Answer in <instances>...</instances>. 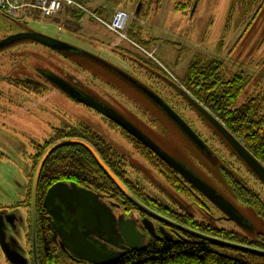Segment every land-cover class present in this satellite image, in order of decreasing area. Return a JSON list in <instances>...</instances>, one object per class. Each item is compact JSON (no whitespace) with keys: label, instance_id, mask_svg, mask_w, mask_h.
<instances>
[{"label":"rangeland","instance_id":"rangeland-1","mask_svg":"<svg viewBox=\"0 0 264 264\" xmlns=\"http://www.w3.org/2000/svg\"><path fill=\"white\" fill-rule=\"evenodd\" d=\"M83 1L96 8V15L104 19L111 18L117 9L130 14L129 31L125 34L131 39L132 34L138 35L146 42V54H153L156 61L149 62L146 55L94 19H75L70 11L44 18L39 10L30 8L15 21L0 14V40L30 29L62 40L136 77L173 106L211 148L218 164L215 159L214 163L207 161L161 111L103 67L82 57L65 56L38 43L22 41L0 50V205L24 198L25 188L27 200V188L39 159L34 158V147L53 137L54 128L81 123L116 151L128 180L160 204L177 208L217 229L252 239L264 238V186L242 166L212 125L163 78L181 80L193 59L216 57L222 61L223 77L229 79L238 72L248 77V85L237 103L258 97L264 109V0ZM177 4L185 7L178 10ZM138 6L139 14L134 19ZM39 70L78 84L128 118L163 151L188 165L223 195L253 225V233L222 218L224 214L198 192L196 200L202 206L187 189L178 191L130 137L98 112L73 101L45 81ZM15 78H29L40 82L43 88L38 94L24 91L14 86ZM242 189L260 199L263 211L248 200L253 198L247 195V199L240 192ZM27 226L17 236L26 252L30 249ZM168 233L177 236L171 230ZM59 262L72 264L65 257H59ZM0 264H7L1 251Z\"/></svg>","mask_w":264,"mask_h":264},{"label":"trees","instance_id":"trees-1","mask_svg":"<svg viewBox=\"0 0 264 264\" xmlns=\"http://www.w3.org/2000/svg\"><path fill=\"white\" fill-rule=\"evenodd\" d=\"M117 1L119 2V0ZM184 7L185 6L182 4H177L176 9L179 10ZM90 9L95 14L98 12L96 8ZM231 9L233 11V6ZM70 12L71 16L75 19L85 16L79 11ZM0 14L3 13L0 12ZM132 36L133 39L139 40L140 43H137L141 46L146 45V42L140 40L138 35L132 34ZM148 61L152 62L151 59H148ZM222 69L223 64L219 60L206 59L199 61L193 59L187 66L182 79L178 80V83L193 99L205 109H208V111L264 165V109L262 107V99L250 97L243 103L238 104V98L248 85V77H246L243 72H238L227 79L222 76ZM13 80H16L14 81L16 82L14 86L22 89L24 88L27 92L38 94L41 92L40 89L43 88L42 84H38L34 81L26 83L18 79ZM122 132L148 154L152 164L161 173L165 174L170 179L169 181L173 182L178 191H184L185 188L191 198L194 201L196 200L197 194L195 192L198 191L193 186L143 144L133 139L123 130ZM218 135L231 150L232 154L242 163V166L264 186L249 167L231 149L225 139L220 134ZM75 137L88 141L96 149L105 164L123 181L130 192L141 202L149 207L155 208L159 212L163 213L165 211L163 206L167 205L160 204L156 200L153 201L140 187L134 185L129 180H124V168L121 159L117 158L116 151L98 133L84 124L80 123L77 126L57 130L53 137L34 147L36 151L34 158L38 159L52 142L59 139ZM215 158V165H217L218 158L216 156ZM58 181L96 186V188L102 192L110 194L112 198L126 201L127 204H129V208H135L101 170L89 151L80 145L59 147L47 158L38 185L41 198H43L47 189ZM240 192L243 193L247 199V195L253 199L257 198L254 193L248 190L242 189ZM253 199L248 200L253 201V203L256 204L254 206L260 211H263L260 199ZM151 202H155V205ZM196 203L199 202L196 200ZM170 209L176 212L175 215H169L172 218L170 220L182 226L225 241L264 250V238L252 239L232 231L217 229L211 225L196 221L188 213L177 211V208L171 207ZM42 214L43 211H41L40 215ZM172 229L176 232L177 236L173 237L172 235L171 241L165 239L163 236H159L158 238L150 237L144 251L128 250L113 264H264V256L215 245L178 231L177 229ZM50 243L51 239L48 235L46 219H38V264H60L59 257L52 251Z\"/></svg>","mask_w":264,"mask_h":264},{"label":"water","instance_id":"water-1","mask_svg":"<svg viewBox=\"0 0 264 264\" xmlns=\"http://www.w3.org/2000/svg\"><path fill=\"white\" fill-rule=\"evenodd\" d=\"M139 6L134 13V19L138 17ZM21 41H33L39 43L51 50L62 53L69 57L85 58L111 72L119 79L125 81L151 101L166 118L171 121L186 139L208 160H213V153L210 151L204 141L198 134L185 122V120L174 111L166 102H164L157 94L147 88L145 85L130 77L128 74L120 69L115 68L108 62L92 55L84 50L74 47L62 40H59L48 35L27 29L25 32L9 35L0 40V50L11 46ZM49 83L54 87L65 93L74 101L93 109L100 113L108 120L115 123L121 129L126 131L138 142L143 144L146 148L158 156L164 163L177 172L183 179H185L191 186H193L201 195H203L211 204L224 214V218L228 221L234 222L237 226L244 229L248 233H253V225L216 189L208 184L198 173L193 171L188 165L173 158L165 151H163L153 140L146 136L138 127L129 122L126 118L118 112L110 108L106 103L100 101L95 96L83 92L80 88L69 83L63 78L53 74L52 72L39 70ZM180 93L188 100V102L218 131V133L225 139L231 149L238 155V157L249 167V169L256 175L262 184H264V165L232 134L230 133L207 109L200 105L187 92L181 88L178 89ZM66 145H80L87 149L93 156L94 160L106 174V176L117 186L125 198H127L135 207L146 213L148 216L155 218L160 223L177 229L178 231L187 233L201 240L210 242L215 245L223 246L238 251H243L259 256H264V250L232 243L216 237L205 235L203 233L194 231L188 227L182 226L170 219L149 209L141 203L134 195L127 189L121 180L112 172V170L105 164L96 149L87 141L79 138L61 139L50 144L39 158L32 179L31 185V251L33 256V264H38L37 261V238H36V219H35V202L36 190L40 177L41 170L47 158L56 149ZM73 189H69L66 184L62 182L55 183L46 192L44 197V207H50V216L54 217L56 222L65 223V219H61L62 206L57 202L66 200L67 204L77 205L79 208L78 218L72 219L69 223V229L66 230L63 226L58 227V233L63 242L67 243L74 255L80 260L88 264H113L118 261L122 252L107 251L105 245L100 244L99 240L92 239L89 234H98L101 228L107 233L109 239L106 243L114 244L112 236L116 233L115 224H119L123 242L130 250L144 251L146 243L144 242V235L140 234L135 226L126 222H117L109 208L99 205L98 195L92 191L85 190L80 187L72 185ZM120 220V219H119ZM145 230L154 238H158L154 232V227L149 219L142 221ZM161 235L171 241L172 236L165 232L164 228H160ZM99 237V236H98ZM115 245V244H114ZM0 248L5 258L11 264H25L26 260L14 250L10 249L4 241L2 227L0 223Z\"/></svg>","mask_w":264,"mask_h":264},{"label":"flooded vegetation","instance_id":"flooded-vegetation-1","mask_svg":"<svg viewBox=\"0 0 264 264\" xmlns=\"http://www.w3.org/2000/svg\"><path fill=\"white\" fill-rule=\"evenodd\" d=\"M26 29L21 30L16 32L17 33H22L25 32ZM14 35V34H11ZM5 38V37H4ZM208 59H215V60H219L216 57H210ZM222 62V61H221ZM93 63V62H92ZM95 64V63H94ZM97 65V64H96ZM105 69V68H104ZM108 71V70H107ZM109 72V71H108ZM124 72V71H123ZM111 73V72H110ZM126 74H128L127 72H125ZM40 76V73H38ZM112 74V73H111ZM113 75V74H112ZM130 77L134 78L135 80L138 81V79L130 74H128ZM115 76V75H114ZM42 77V76H41ZM116 77V76H115ZM43 78V77H42ZM118 78V77H117ZM165 79V81H167L170 85V87L172 89H174L177 92V95H179L181 98L185 99L186 101H188L178 90L179 88H181L183 91L186 92V90L179 84L176 82H173L171 80H169L166 77H163ZM18 80H21L23 82H31L33 80L29 79V78H23V79H19V78H15ZM119 79V78H118ZM121 80V79H120ZM123 81V80H122ZM37 82V81H34ZM124 83H126L125 81H123ZM140 82V81H139ZM38 84H41L40 82H37ZM142 83V82H140ZM127 85H129L128 83H126ZM143 84V83H142ZM145 85V84H143ZM130 87H132L131 85H129ZM147 88H149L151 91H153L155 94H157L164 102H166L174 111H176L173 106L168 103L163 97H161L157 92H155L151 87L145 85ZM76 87L80 88L83 92L91 94L90 91H86L85 89H83L82 87L78 86V84L76 85ZM133 88V87H132ZM134 89V88H133ZM24 91H26V89L23 88ZM136 90V89H135ZM137 91V90H136ZM138 92V91H137ZM139 93V92H138ZM141 94V93H140ZM92 95V94H91ZM142 95V94H141ZM143 96V95H142ZM144 97V96H143ZM146 98V97H145ZM147 99V98H146ZM148 100V99H147ZM149 101V100H148ZM76 102V101H75ZM152 105H154L151 101H149ZM189 103V102H188ZM107 104V103H106ZM110 108H112L113 110H115L116 112H118L116 109H114L113 107H111L109 104H107ZM155 106V105H154ZM156 107V106H155ZM157 108V107H156ZM158 109V108H157ZM159 110V109H158ZM160 111V110H159ZM119 113V112H118ZM162 113V112H161ZM120 115H122L121 113H119ZM99 115H101L99 113ZM102 117H104L103 115H101ZM124 118H126L124 115H122ZM105 118V117H104ZM107 119V118H105ZM129 122H131L128 118H126ZM108 120V119H107ZM110 123H112L113 125H115L118 129H120L121 131L123 129H121L119 126H117L115 123H113L112 121L108 120ZM132 123V122H131ZM133 124V123H132ZM134 125V124H133ZM136 126V125H135ZM137 127V126H136ZM65 127L61 128V127H57L54 128L57 130L60 129H64ZM214 128V127H213ZM215 129V128H214ZM216 130V129H215ZM124 131V130H123ZM217 131V130H216ZM126 132V131H124ZM196 132V131H195ZM127 133V132H126ZM218 133V131H217ZM128 134V133H127ZM219 134V133H218ZM129 135V134H128ZM131 136V135H129ZM199 136V135H198ZM132 137V136H131ZM200 137V136H199ZM76 138V137H75ZM133 138V137H132ZM201 138V137H200ZM64 139H68V138H64ZM81 139V138H79ZM134 139V138H133ZM202 139V138H201ZM61 140V139H59ZM152 140V139H151ZM203 140V139H202ZM58 141V140H56ZM86 141V140H85ZM204 141V140H203ZM55 142V141H54ZM88 142V141H87ZM53 143V142H52ZM51 143V144H52ZM204 143L207 145V143L204 141ZM208 146V145H207ZM208 148L210 149V151L213 153L214 159L215 158V154L214 152L211 150V148L208 146ZM44 152V151H43ZM42 155V154H41ZM40 155V157H41ZM51 155V154H50ZM203 156V155H202ZM39 157V158H40ZM204 157V156H203ZM205 158V157H204ZM206 159V158H205ZM39 160V159H38ZM209 162H213V160H208ZM38 162V161H37ZM122 162V161H121ZM37 165V163H36ZM36 165L34 167V171L36 168ZM43 169V168H42ZM33 171V174H34ZM42 172V170H41ZM113 172V171H112ZM41 176V173H40ZM32 179H33V175L30 181V185L27 188V200H26V188L24 191V198H22L21 200L17 201L16 203H10V204H3L0 205V223H1V227H2V233L4 235V241L7 243V245L9 246L10 249L14 250L16 253L20 254L25 260V264H33V256H32V251H31V185H32ZM40 180V177H39ZM121 180V179H120ZM124 180L128 181V178L124 175ZM58 182H62L64 184H66V186L69 189H73L72 185H75L76 187H80L83 188L85 190H89L92 191L93 193L98 195V201L100 202V206L103 205L104 207L109 208L113 219H116L117 222H130L132 223L136 230L140 233L144 235V242L147 243V239L152 237L151 235H149V233L145 230L144 226H143V219H149L152 222V225L154 227V232L156 234V236H161L160 233V228L163 227L164 230L168 233V230H171L173 232H175L171 227L166 226L162 223H160L159 221L155 220V218L148 216L146 213H144L143 211L139 210L137 207L135 208H129V204H127L126 201L121 200V199H114L111 197L110 194L104 193L101 190L97 189L96 186L93 185H80L74 182H65V181H58ZM56 182V183H58ZM121 182L123 183V181L121 180ZM55 184V183H54ZM52 184V185H54ZM124 184V183H123ZM38 185H39V181H38ZM38 185H37V190H36V202H35V219H36V238H37V229H38V219H46V227L48 228V235L50 236L51 239V243H50V247L52 248V251L55 252V254L57 255V257H65L66 259L69 260L70 263L72 264H88L87 262L80 260L76 255H74L71 251L70 246L63 242L62 238L60 237L59 233H58V227L63 226L66 230H68L69 227V223L72 219H76L78 218L79 215V208L77 207V205H70L67 204L66 200H62L63 201V205L62 202H57L60 206H62V211H61V219H65V223H60V222H56L54 219V217L50 216V207H44L43 202H44V197L41 198L40 194H39V189H38ZM51 185V186H52ZM125 185V184H124ZM50 186V187H51ZM126 186V185H125ZM49 187V188H50ZM48 188V189H49ZM47 189V190H48ZM128 189V188H127ZM129 190V189H128ZM130 191V190H129ZM47 192V191H46ZM45 192V194H46ZM135 197V196H134ZM150 197V196H149ZM137 198V197H136ZM151 198V197H150ZM138 199V198H137ZM139 200V199H138ZM153 201H155V199L152 198ZM129 201V200H128ZM140 201V200H139ZM141 202V201H140ZM131 203V202H130ZM143 203V202H141ZM155 205V202H151ZM144 204V203H143ZM145 205V204H144ZM147 206V205H145ZM149 209H151L152 211L156 212L157 214L163 216L166 219H172L170 216L175 215L176 212H173L170 205L167 206H163V208H165V211L159 212L158 210H156L155 208L149 207L147 206ZM173 208V207H172ZM28 211V213H26V211H24V213L22 212V210ZM41 211H43V214H41ZM168 213V214H167ZM170 215V216H169ZM224 218V216L222 217ZM120 219V220H119ZM225 219V218H224ZM28 221V223H27ZM28 224V226H27ZM27 226L28 231H29V247L30 249L26 252V249H22L18 240H17V236L19 234L20 229L22 228V230H24V228ZM115 231L116 233L112 236V242L115 244H109L106 243L105 240H108L109 237L107 235V233H105L104 229L101 228L98 232V234L95 236L94 234H89V236H91L92 239H96L99 240L100 244H103L106 246L107 251L110 252H122V254L120 255L119 259L124 255L125 252H127L128 250H130L129 248L126 247L125 243L123 242V236L121 235V229L119 224H115ZM170 234V233H168ZM171 236L173 234H170ZM99 236V237H98ZM1 254L3 256L4 261L7 264H11L4 256L1 248H0ZM118 259V260H119ZM38 261V258H37Z\"/></svg>","mask_w":264,"mask_h":264},{"label":"built area","instance_id":"built-area-1","mask_svg":"<svg viewBox=\"0 0 264 264\" xmlns=\"http://www.w3.org/2000/svg\"><path fill=\"white\" fill-rule=\"evenodd\" d=\"M30 8L39 10L44 18L60 15L67 9L79 11L94 18L110 32L146 53L136 43L127 38L125 32L130 22V16L124 11L116 10L112 17L106 21L94 15L80 0H0V12L11 18L26 14V11Z\"/></svg>","mask_w":264,"mask_h":264},{"label":"bare ground","instance_id":"bare-ground-1","mask_svg":"<svg viewBox=\"0 0 264 264\" xmlns=\"http://www.w3.org/2000/svg\"><path fill=\"white\" fill-rule=\"evenodd\" d=\"M208 110V109H207Z\"/></svg>","mask_w":264,"mask_h":264},{"label":"crops","instance_id":"crops-1","mask_svg":"<svg viewBox=\"0 0 264 264\" xmlns=\"http://www.w3.org/2000/svg\"><path fill=\"white\" fill-rule=\"evenodd\" d=\"M72 17V16H71Z\"/></svg>","mask_w":264,"mask_h":264}]
</instances>
